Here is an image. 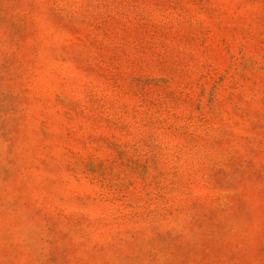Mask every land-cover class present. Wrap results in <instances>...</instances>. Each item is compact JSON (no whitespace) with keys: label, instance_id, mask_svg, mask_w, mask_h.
<instances>
[{"label":"rangeland","instance_id":"1","mask_svg":"<svg viewBox=\"0 0 264 264\" xmlns=\"http://www.w3.org/2000/svg\"><path fill=\"white\" fill-rule=\"evenodd\" d=\"M0 264H264V0H0Z\"/></svg>","mask_w":264,"mask_h":264}]
</instances>
